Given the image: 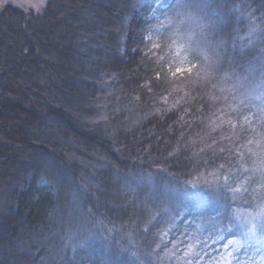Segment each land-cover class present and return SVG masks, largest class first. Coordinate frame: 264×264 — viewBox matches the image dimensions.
Returning a JSON list of instances; mask_svg holds the SVG:
<instances>
[{
	"label": "trees",
	"instance_id": "1",
	"mask_svg": "<svg viewBox=\"0 0 264 264\" xmlns=\"http://www.w3.org/2000/svg\"><path fill=\"white\" fill-rule=\"evenodd\" d=\"M208 2V12L220 10L225 23L196 13L183 29L198 32L199 24L216 21L209 39L227 55L214 79L195 83L187 73L170 75L176 61L167 47H151L166 44L170 31L142 38L156 23L145 22L152 0H46L41 12L10 3L0 9V264H101L102 256L131 264L116 240L123 246L124 233L135 230L142 248L155 247L156 232L167 225L161 216L151 231H140L147 213L129 201L175 207L173 189L229 162L218 149L233 147L220 139L231 128L212 131V121L219 123L222 112L235 115L220 91L228 86L225 74L253 83L264 70V0ZM252 18L257 32L249 44L240 37ZM188 191L205 204L180 216L165 241L181 242L177 255L194 244L193 264H222L227 240H217L206 222L215 216L212 193ZM244 199L238 206L254 210L251 196ZM97 219L122 231L105 239L92 227ZM69 235L84 246L66 247Z\"/></svg>",
	"mask_w": 264,
	"mask_h": 264
},
{
	"label": "snow or ice",
	"instance_id": "2",
	"mask_svg": "<svg viewBox=\"0 0 264 264\" xmlns=\"http://www.w3.org/2000/svg\"><path fill=\"white\" fill-rule=\"evenodd\" d=\"M45 3L46 0H39V3L31 6L37 12H41ZM210 8L212 5L208 0H152V3L145 9L146 24L153 20L156 23L147 29V34L142 36L143 39L151 40L153 35H159L161 31L171 32L166 44L153 42L151 47L152 49L163 47L169 49L168 55L176 61L175 64L169 66V73L172 77L187 73L186 78L193 83L215 78L213 73L216 65L223 56L227 55L220 44L214 45L209 39V31L216 21H213L212 25L199 24L198 32L183 29L186 23L194 22L196 13L203 14L200 17L201 20L214 16L217 17L219 23H225L220 10L209 13ZM231 11L237 12L239 9L234 8ZM166 13L168 15H165ZM162 16L167 20V24L161 19ZM177 16L180 17L179 21L176 19ZM241 16L243 17L244 14L241 13ZM256 32L255 18H252L246 36L240 39H246L251 44V37ZM211 34L214 35V31ZM192 77H195V80H192ZM223 80L228 86L227 88L222 87L220 91L227 93L224 96L226 106L235 115L222 112L217 118L219 123L212 121V131H216L222 125L230 126L231 134L222 135L220 139L228 140L233 147L218 149L221 154L227 153L226 160L229 162L216 165L206 174L200 172L197 179L186 182L185 187L173 189L169 199L175 203V207L170 206L166 201L153 203L152 198L143 201L142 205L137 204L135 200L129 201L133 207L140 208L141 211L147 213L145 226L140 231L144 233L151 231L155 227L153 222L161 216L167 225L156 232V240L152 242L155 243V247L142 248L133 239L135 230L124 233L122 239L126 238L127 242L123 246H120V240H116L120 253L126 254L131 264H173V261L175 264H193L191 257L199 255L194 251V244H187L183 255H177L179 252L177 245L181 242L179 240L165 241L169 232L176 227V221L180 216L185 213L191 215L205 204L198 192L188 191L189 187L191 189L206 188L212 193L211 204L215 216L208 217L206 222L215 232L217 240H227L223 246L228 251L226 256L221 258L222 264H232L233 260H236L237 264H264V70L261 71L259 79L253 83L249 82L247 75L237 77L234 82H230L233 78L225 74ZM241 135L245 136V140L239 143ZM215 143L216 141H213L206 147L212 149ZM204 150L201 148L200 152ZM216 151L213 150L214 156ZM246 196H251L254 210H242L238 206L241 200L245 204L248 203L244 199ZM225 218L227 225L221 226V221ZM92 227L93 229L99 228L104 238L109 240L113 238L114 233L122 231L121 228L108 227L103 219L95 220ZM196 228L203 230L200 224H197ZM184 231L187 232V229ZM168 243H172L173 248H168ZM197 243H199L198 240ZM65 246H71L75 251L78 247L84 246V240L69 235ZM161 248L164 250L163 255L158 253ZM130 249L134 250L130 251ZM249 250L253 255H249ZM236 253H243L247 259H240L235 255ZM107 255H112V253L107 252ZM101 264H112V261L102 256Z\"/></svg>",
	"mask_w": 264,
	"mask_h": 264
},
{
	"label": "rangeland",
	"instance_id": "3",
	"mask_svg": "<svg viewBox=\"0 0 264 264\" xmlns=\"http://www.w3.org/2000/svg\"><path fill=\"white\" fill-rule=\"evenodd\" d=\"M7 3L16 5L18 7L23 8V9H32L33 11L37 12L36 9L33 8L31 5L39 3V0H0V9ZM44 6H45V4H44Z\"/></svg>",
	"mask_w": 264,
	"mask_h": 264
}]
</instances>
